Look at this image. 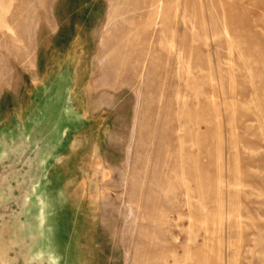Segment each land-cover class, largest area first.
Masks as SVG:
<instances>
[{
    "label": "rangeland",
    "instance_id": "374dc122",
    "mask_svg": "<svg viewBox=\"0 0 264 264\" xmlns=\"http://www.w3.org/2000/svg\"><path fill=\"white\" fill-rule=\"evenodd\" d=\"M0 262L264 264V0H0Z\"/></svg>",
    "mask_w": 264,
    "mask_h": 264
},
{
    "label": "water",
    "instance_id": "95a60500",
    "mask_svg": "<svg viewBox=\"0 0 264 264\" xmlns=\"http://www.w3.org/2000/svg\"><path fill=\"white\" fill-rule=\"evenodd\" d=\"M36 141H37V140H36ZM22 143L25 144V147H26V150H27L28 154H33L34 151H30V150H31V149H32V150H35L37 144L39 145L38 142H37V144L32 145V144H30V141H27V142H26V141H23ZM29 145H30V146H29ZM0 264H3V262H0Z\"/></svg>",
    "mask_w": 264,
    "mask_h": 264
},
{
    "label": "crops",
    "instance_id": "0c3cea01",
    "mask_svg": "<svg viewBox=\"0 0 264 264\" xmlns=\"http://www.w3.org/2000/svg\"><path fill=\"white\" fill-rule=\"evenodd\" d=\"M22 140L27 142L28 138H25V139L22 138Z\"/></svg>",
    "mask_w": 264,
    "mask_h": 264
},
{
    "label": "bare ground",
    "instance_id": "6f19581e",
    "mask_svg": "<svg viewBox=\"0 0 264 264\" xmlns=\"http://www.w3.org/2000/svg\"><path fill=\"white\" fill-rule=\"evenodd\" d=\"M192 207V206H191ZM191 209V208H190ZM192 212V211H191ZM191 215V214H190Z\"/></svg>",
    "mask_w": 264,
    "mask_h": 264
}]
</instances>
